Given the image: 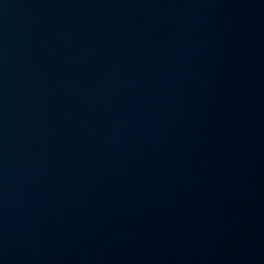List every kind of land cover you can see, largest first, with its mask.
<instances>
[{
	"label": "water",
	"instance_id": "95a60500",
	"mask_svg": "<svg viewBox=\"0 0 264 264\" xmlns=\"http://www.w3.org/2000/svg\"><path fill=\"white\" fill-rule=\"evenodd\" d=\"M0 264H264V0H0Z\"/></svg>",
	"mask_w": 264,
	"mask_h": 264
}]
</instances>
